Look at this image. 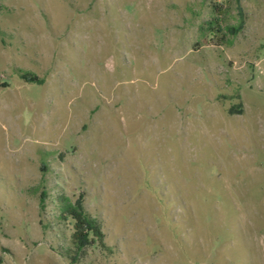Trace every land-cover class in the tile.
<instances>
[{"label": "rangeland", "instance_id": "obj_1", "mask_svg": "<svg viewBox=\"0 0 264 264\" xmlns=\"http://www.w3.org/2000/svg\"><path fill=\"white\" fill-rule=\"evenodd\" d=\"M0 3V264H264V0Z\"/></svg>", "mask_w": 264, "mask_h": 264}, {"label": "trees", "instance_id": "obj_2", "mask_svg": "<svg viewBox=\"0 0 264 264\" xmlns=\"http://www.w3.org/2000/svg\"><path fill=\"white\" fill-rule=\"evenodd\" d=\"M4 6L0 3V11ZM212 29L215 26H221V20L218 17H214L208 22ZM209 29L201 26L200 33ZM4 32L0 29V37ZM47 165L44 164V167ZM60 216L65 220H70L73 224V232L71 235V244L73 249H69L68 253L78 254L83 253V250L87 247L95 244H103L105 235L102 231V226L99 220L93 217L91 214L75 205L68 197L64 195H58L55 197Z\"/></svg>", "mask_w": 264, "mask_h": 264}]
</instances>
